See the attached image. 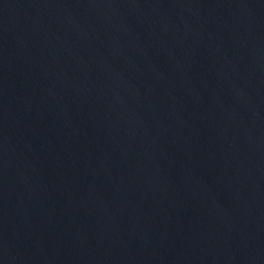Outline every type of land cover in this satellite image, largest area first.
<instances>
[{
  "label": "water",
  "instance_id": "obj_1",
  "mask_svg": "<svg viewBox=\"0 0 264 264\" xmlns=\"http://www.w3.org/2000/svg\"><path fill=\"white\" fill-rule=\"evenodd\" d=\"M0 264H264V0H0Z\"/></svg>",
  "mask_w": 264,
  "mask_h": 264
}]
</instances>
